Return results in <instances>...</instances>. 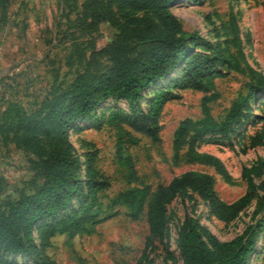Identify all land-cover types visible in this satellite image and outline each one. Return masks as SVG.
Returning <instances> with one entry per match:
<instances>
[{
	"label": "rangeland",
	"instance_id": "1",
	"mask_svg": "<svg viewBox=\"0 0 264 264\" xmlns=\"http://www.w3.org/2000/svg\"><path fill=\"white\" fill-rule=\"evenodd\" d=\"M84 1L8 0L3 8L0 7V116L9 103L28 112L38 109L53 88H66L78 72L87 69L92 52L114 40L136 44L144 36L143 26L134 21L142 12L127 5L119 6L116 2L111 6L109 20L91 31L87 30L83 25L87 19L83 14ZM170 10L184 31L195 33L196 45L190 48V54L205 57L197 66L207 63L217 46L221 48V54L214 70L206 67L200 78L203 81L200 88L175 84L187 73L184 63L147 87L139 100L145 111L156 91L168 89L171 93L158 118L159 138L152 141L131 131L138 142H125L127 152L137 177L152 187L167 183L185 171L198 170L210 174L215 193L225 202H231L248 190L241 168L264 158V140L254 141L256 134H264V90L251 101L252 111L232 126L228 139L211 134L197 142L198 151L211 153L224 163L234 184L225 182L213 168L205 165H174L173 136L181 120L201 117V99L204 96L215 94L216 99L210 103V108L214 118L220 120L238 94L246 91V77L227 70L228 51L235 56L238 53L231 12L236 19L240 48L246 60L264 75V0H174ZM96 60L97 68L106 71L110 65L108 58L97 56ZM92 70L90 68L89 72ZM215 72L222 75L211 83L209 77ZM117 110L127 114L136 112L137 103L129 106L124 99L108 97L96 107L95 114L89 119L70 126V149L80 163L77 171L81 184L79 195L57 215L34 227V248L19 254L1 251L4 260L33 264L38 253L55 264H134L140 257L148 233L145 213L138 220H133L126 207L113 203L118 192L137 186V182L129 177L128 170L117 161L119 136L115 127L106 123L108 115ZM185 151L186 145L181 153ZM89 166L97 171L99 179L107 183L97 194V204L88 212L93 216L94 230L81 234H57L49 246L42 247L38 232L40 225L73 212L85 202ZM43 181L40 158L19 145L12 133L7 137L0 135V212H7L6 203L33 193ZM253 181L260 185L264 182V173L254 177ZM262 196L264 189L258 188L247 207L232 221L224 222L211 213L208 202L196 193L190 190L180 192L167 206L164 236L149 251L148 259L152 264H182L176 246L177 231L183 219L189 216L220 241L232 239L248 226L255 229L260 221L262 229L256 237L250 264H264V212L259 206Z\"/></svg>",
	"mask_w": 264,
	"mask_h": 264
},
{
	"label": "trees",
	"instance_id": "2",
	"mask_svg": "<svg viewBox=\"0 0 264 264\" xmlns=\"http://www.w3.org/2000/svg\"><path fill=\"white\" fill-rule=\"evenodd\" d=\"M7 1L0 0V7L3 8ZM173 1L85 0L83 14L87 19L83 25L89 31L111 18V6L114 2L142 12V15L134 18L136 23L143 26L144 36L140 42L130 44L114 40L92 52L87 69L78 72L66 88H53L36 110L28 112L14 103H9L4 109L0 121L5 129L0 127V135L7 137L12 133L13 139L19 145L40 158L44 181L34 188L33 193L18 196L6 203L7 212H0V252L19 254L34 248V227L42 220H49L57 215L79 195L81 184L77 179V171L80 163L71 152L68 130L71 125L94 115L96 107L108 97L124 99L129 106L137 103L136 112L127 114L117 110L111 112L106 119V123L114 126L119 136L117 161L128 170L129 177L137 182V186L118 192L113 203L126 207L128 216L133 220H138L145 213L148 226L142 253L134 264H152L148 253L162 240L168 220L167 206L180 192L190 190L196 193L199 198L208 202L211 213L218 220L229 222L247 207L258 188L264 189V182L256 185L253 181L254 177L264 173V158L254 165L241 168V176L246 180L248 190L231 202H225L215 193L213 177L203 171H185L155 187L135 174L125 142H138V138L131 131L157 141L158 118L171 96L168 89L156 91L145 111L139 105L144 91L152 82L177 69L181 63H184L187 73L175 84L180 87L200 88L203 84L200 78L206 67L214 70L221 54V48L217 46L208 62L197 66L205 57L201 54H190V48L196 45L195 33L183 30L180 21L170 10ZM231 24L238 53L235 56L228 51L227 70H234L246 77V91L238 94L220 120L214 118L210 108V103L216 99L215 94L204 96L201 99V117L185 118L176 128L172 160L177 166L197 163L211 167L225 182L234 184L235 181L217 156L200 152L196 148L197 142L205 135L212 134L228 139L232 126L252 111L251 101L264 90V75L249 64L240 48L238 26L232 12ZM97 56L108 58L110 65L106 71L97 68ZM90 68L93 69L91 73ZM221 75V72L211 74L209 82L212 83L215 77ZM123 137L125 141H122ZM262 140L264 134L255 135V142ZM184 145L186 151L181 153ZM97 174L89 166L85 202L73 212L40 225L38 232L42 247L49 246L51 239L57 234H81L94 230L95 222L91 220L93 216L88 212L97 204L98 192L107 185ZM259 206L264 212V196L260 198ZM261 229V222L258 221L255 229L248 226L232 239L220 241L196 219L186 216L178 228L176 246L182 257V264H250L256 237ZM262 262L264 263V253ZM0 264L18 263L4 260L0 253ZM33 264L55 262L36 253Z\"/></svg>",
	"mask_w": 264,
	"mask_h": 264
}]
</instances>
